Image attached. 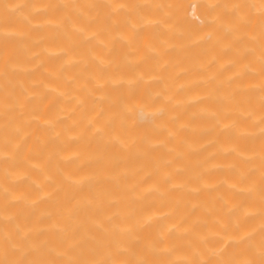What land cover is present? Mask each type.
I'll list each match as a JSON object with an SVG mask.
<instances>
[{
  "label": "bare ground",
  "instance_id": "obj_1",
  "mask_svg": "<svg viewBox=\"0 0 264 264\" xmlns=\"http://www.w3.org/2000/svg\"><path fill=\"white\" fill-rule=\"evenodd\" d=\"M0 264H264V0H0Z\"/></svg>",
  "mask_w": 264,
  "mask_h": 264
}]
</instances>
